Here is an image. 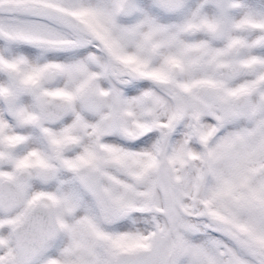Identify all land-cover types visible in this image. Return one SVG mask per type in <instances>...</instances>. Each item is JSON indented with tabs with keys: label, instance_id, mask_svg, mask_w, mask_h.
<instances>
[{
	"label": "snow or ice",
	"instance_id": "obj_1",
	"mask_svg": "<svg viewBox=\"0 0 264 264\" xmlns=\"http://www.w3.org/2000/svg\"><path fill=\"white\" fill-rule=\"evenodd\" d=\"M0 264H264V0H0Z\"/></svg>",
	"mask_w": 264,
	"mask_h": 264
}]
</instances>
